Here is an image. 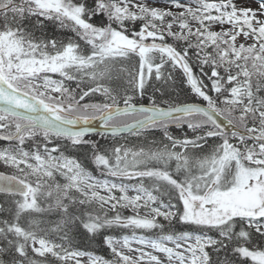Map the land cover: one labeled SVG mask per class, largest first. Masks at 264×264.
<instances>
[{"label": "snow or ice", "instance_id": "6c2138e0", "mask_svg": "<svg viewBox=\"0 0 264 264\" xmlns=\"http://www.w3.org/2000/svg\"><path fill=\"white\" fill-rule=\"evenodd\" d=\"M255 2L259 7L233 0H169V7L147 0H0V140L8 142L0 162L14 169L0 172V264H164L154 253L168 264H264V0ZM135 21L142 22L138 31L126 27ZM50 26L73 36H48ZM166 37L186 46L178 50ZM190 51L223 106L194 73ZM133 58L137 64L125 67ZM177 69L205 106L158 102L155 95L147 105L134 102L153 75L174 83ZM121 76L128 88L109 86ZM94 120L113 138L158 129L167 143L105 146L90 138ZM173 125L192 135L172 136ZM209 138L221 142L205 153ZM68 148L84 150L111 179L93 176L65 154ZM124 208L133 214L121 215ZM45 214L60 218L46 221ZM160 218L195 231H170ZM115 228L131 235H103ZM81 229L91 240L100 234L114 258L76 249L73 236Z\"/></svg>", "mask_w": 264, "mask_h": 264}, {"label": "trees", "instance_id": "16d2710c", "mask_svg": "<svg viewBox=\"0 0 264 264\" xmlns=\"http://www.w3.org/2000/svg\"><path fill=\"white\" fill-rule=\"evenodd\" d=\"M162 1H169V0H162ZM126 27L129 28L131 31H138L140 27H142V22L141 21L129 22L126 24ZM45 34L48 36L55 35L56 37L60 39H66V38L73 36L72 33L67 32L66 30H54L51 26L45 30ZM165 39L168 43L174 44V46H176L178 50L181 47L186 46L184 42H174L171 37H166ZM149 42L151 41L149 40ZM189 56L193 57L190 60V63L193 65L194 73L197 76H200L204 84L209 86L208 94L212 95L214 98H217V94L214 91H211L210 80L206 76L201 75L200 66L196 63L192 51L189 52ZM131 61L132 62H130L129 64H126L125 62L124 66L131 68L137 64V59L136 60L132 59ZM204 72L210 75V70L208 66H204ZM53 76L60 78L58 74H54ZM173 80H174V83L170 82L168 84H163L160 81H156L153 75V79L149 82L150 86L147 87L145 95L141 97L138 94H136L134 102L149 104L151 102V97L155 95L157 97L158 102L167 100L169 102L180 104L184 102L194 101V102H201V103L206 104V102L203 101L201 97L197 96L191 90V86L186 83V78L183 77L182 72L180 70L178 69L173 70ZM66 83L69 88L71 89L76 88L75 81L66 82ZM109 86L123 91L125 88H128L126 76H121L119 79H115L113 82L110 83ZM161 93H163V95ZM129 94H133L130 89H129ZM96 99H99L98 94H97ZM223 99H224L223 96H219L217 98V103L220 104L221 106H223L221 103ZM84 102H88V98H86ZM121 106L123 105L121 104ZM169 132L172 136L176 138H184L185 136L192 135V130L188 129L186 125L183 128H178L175 125H173L169 128ZM90 138L94 141H99L103 143L105 146H109L110 144L115 143L117 145L123 144L133 149H138L139 147H144L145 149H148L151 147L160 146L163 143H167V140L163 137L162 132L158 129L148 130L147 132H145L143 135L139 137L133 134H126V135H121L120 137H117V138H113L109 134H105L104 136H101L98 133V134L90 135ZM220 142L221 141L218 138H209L207 145L205 146V153L212 146ZM231 142L238 143V141L235 139H233ZM61 143H64V142L61 141ZM31 144H32L31 141H26V148L31 147ZM7 146H8L7 141L0 140V148L7 147ZM65 154L74 156L76 159H78L80 163L85 168H87L94 176L100 177V178L107 177L106 175L105 176L101 175L100 170L92 162L90 156L85 154L84 150L68 148V151ZM190 154H200V153H190ZM174 167H175V162H172L170 166V170L174 169ZM1 168L6 172L8 171L5 170V168L11 172L14 171V169H10L8 166H5L2 162H0V169ZM56 179L59 182L63 183V179L59 175H57ZM124 182H129V181L125 180ZM4 199H6V197L3 196V194H0V201H3ZM173 203H177L179 206L178 201L173 200ZM83 207L85 209L88 208V206H83ZM115 211L116 210L109 209V215L110 216L113 215ZM119 211L121 212V215L123 216H130L133 214L130 208L119 209ZM40 218L46 221L54 222V221H57L60 217L58 214H51V215L45 214ZM160 222L164 223L166 225V228L170 231H174V232H182V231L194 232L195 231V226H187L179 222H173L171 226H168V222L163 221L162 218H160ZM137 232L143 233L150 237H155L158 234L156 230H151V231L138 230ZM103 235H112L116 238H121L124 235H131V230L130 229H119V228L109 229L106 232H104ZM53 238L56 239L55 237ZM57 242H60V241L57 239ZM260 245H261V241L259 238H257L255 241V246L259 247ZM73 246L80 251L91 252L97 256L103 257L104 259L111 260L114 258L111 252V249L107 246V244L101 242L100 234L97 235L96 239L91 240V239H88L86 236H84L83 230L81 229L78 234H75L73 236ZM247 264H252V262L248 260Z\"/></svg>", "mask_w": 264, "mask_h": 264}, {"label": "rangeland", "instance_id": "374dc122", "mask_svg": "<svg viewBox=\"0 0 264 264\" xmlns=\"http://www.w3.org/2000/svg\"><path fill=\"white\" fill-rule=\"evenodd\" d=\"M147 2H148L150 5H152V6H159V7H169V6H170L169 1H162V0H147ZM181 2L184 3V2H186V0H181ZM209 2H213V0H209ZM215 2H219V0H215ZM233 2L236 3L237 6H251V7H253V8H257V7H259V5L255 2V0H252V2H251L250 5H248V4L246 3V0H233ZM172 10H173V11H182V9H175V8H173ZM213 14H215V12H214ZM195 26H198V25H195V23L193 22V27H195ZM225 27H228V25H225ZM173 30H178V29L174 26V29H173ZM212 30H216V31L220 30V25H219V24H214V25H212ZM238 42H241V43H242V42H245V41H244V38H243L242 36H241V37H238ZM247 42H248V43H251V41H247ZM133 59L136 60L137 58H133ZM131 62H132V61H131ZM126 64H129V62H126ZM131 65H132V64H131ZM132 66H133V65H132ZM53 78H54V79H59L58 77H53ZM5 170H7L8 172L4 171L2 168L0 169L1 172H6V173H8V174H11V171H9V170L6 169V168H5ZM93 176H94V175H93ZM97 178H100V177H97ZM104 178H109V179H111L110 177H103V178H100V179H104ZM116 182H120V181H116ZM135 182H136V181L133 180V181L124 182V183H135ZM101 194H102V195H107V193L104 192L103 190H101ZM128 194H129V195H135V193L132 192V191H129ZM116 195L119 196L120 193L117 192ZM105 207L110 209V206H108V205H106ZM130 210L133 212V210H132L131 208H130ZM140 214H141V215H144L145 212H144L143 210H141ZM137 235H144V236H147V235H145V234H143V233H138V232H137ZM148 237H150V236H148ZM117 239H120V238H117ZM169 246L171 247V246H173V245L169 244ZM132 247H133V248H136V247H140V245H138V244H136V243H133V244H132ZM125 251L127 252V250H125ZM145 251H151V249H147V248H146ZM127 254L134 255V256H137V255H138V253H133V252H128ZM154 254L159 255V256L161 257V260L164 261V264H168L165 254H163V253H154ZM82 259L86 260L87 257H83ZM145 264H148V262L145 261Z\"/></svg>", "mask_w": 264, "mask_h": 264}, {"label": "water", "instance_id": "95a60500", "mask_svg": "<svg viewBox=\"0 0 264 264\" xmlns=\"http://www.w3.org/2000/svg\"><path fill=\"white\" fill-rule=\"evenodd\" d=\"M188 103H197V102H188ZM198 104H201V106H205V104H202V103H198ZM146 105H147V104H146ZM225 123H226V122H225ZM89 127H93V128H95V129H97L96 132H93V133H91L90 135L97 134V133H101V132L111 135L110 132H108V131L103 127L102 123H101L99 120H94V121H92V123L89 125ZM124 134H131V133H127V132H126V133H124ZM124 134H122V135H124ZM0 172H1V171H0Z\"/></svg>", "mask_w": 264, "mask_h": 264}]
</instances>
